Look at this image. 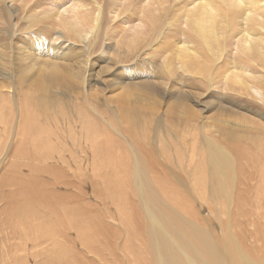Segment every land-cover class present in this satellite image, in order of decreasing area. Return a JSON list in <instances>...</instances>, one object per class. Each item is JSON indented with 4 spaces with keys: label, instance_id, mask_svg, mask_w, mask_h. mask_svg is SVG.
Wrapping results in <instances>:
<instances>
[{
    "label": "rangeland",
    "instance_id": "1",
    "mask_svg": "<svg viewBox=\"0 0 264 264\" xmlns=\"http://www.w3.org/2000/svg\"><path fill=\"white\" fill-rule=\"evenodd\" d=\"M11 1L12 0H3V1L0 0V4H1L0 5V11H1L0 12V18H1V20L3 19L2 21L0 20V25H1L0 26V34L2 35L3 38H6V39L10 38L11 39L12 37H15V36L26 37V36H29L30 34H32L31 32L34 33L35 30H37V31H35V33L37 32L36 36L38 38H40L42 35H44V33H46V32L43 33L42 31H44V29H46V31H47V27H49L48 21L50 23V27L54 26L55 22L52 21L53 19L51 20V18L43 17V16H42L43 17L42 18L41 15L40 16L38 15V12L41 11V6L39 7L40 9L37 7L35 9L32 8L33 10H31V7L35 3L36 0H20V1L19 0L18 1L13 0L12 2H14V3H12ZM23 1L24 2L27 1L28 3L27 2L24 3ZM75 1H77V0H75ZM82 1L86 5H88L89 7L91 5L90 8H88V6H87L88 11L91 12L88 14V15L91 14L90 17H92L94 14L97 13L98 8L102 9V11H100V14H99L101 16V17H99L100 30H99V26H98V31L93 36L94 40H93V43L90 47L91 49H89L91 58L92 57L93 58L112 57L114 59V61L116 59L118 61V64L121 66L129 67L132 69L135 68L138 73L147 74V75L151 76L150 77L151 80L158 81L157 83L156 82L154 83L156 86H158V84H160V86L163 87L164 89H166L168 87L167 91H169V93L174 91L173 86H176L177 88L178 87H181V88L184 87L186 90L185 91L186 94L190 92L189 90L192 89L191 87L193 85V82L192 83L189 82L188 79L191 78L190 80L192 81L191 73L182 72V69L178 63V58H177V56H175V52H174L176 42L181 43L182 40L183 39L186 40L187 37H188L187 40L190 39V32H188L189 29H187L186 18L184 16L185 13L184 12L178 13V11L179 12L183 11L184 7L181 4H184V0H171V1L170 0H154V1L153 0H146V1L144 0V2L142 0H139V1L138 0H136V1L135 0H133V1L132 0L131 1L130 0H124V1H122V0H112V1L111 0L110 1L104 0L102 2H101V0L100 1L94 0V2L92 1L93 3L90 2L91 0L90 1L89 0H82ZM82 1L79 0V2H82ZM85 1H87V2H85ZM129 1L131 2V4L129 3ZM147 1L150 4V6L147 3ZM10 2H11V4H10ZM64 2H66V4H65V6H66V5H69L71 0H64ZM96 2L97 3L100 2V4L98 3L97 7L95 9ZM178 2H179V4H178ZM16 3L21 4V5H16ZM89 3H90V5H89ZM108 3H109V5H107ZM112 3L114 6L110 5ZM114 3H116V5L117 4H121V5L115 6ZM145 3L147 6L144 5ZM166 3H168V4H166ZM23 4H25V5H23ZM133 4L138 5V6L128 8V5L132 6ZM259 4L264 5L262 0L259 2ZM98 5H99V7H98ZM92 6H94V7H92ZM109 6L113 7L112 10H111V8H108ZM119 6H120V8H119ZM143 6H144V8L146 6V8L145 9L142 8ZM176 6H177V8L174 9V7H176ZM1 7L5 11L1 10ZM124 7H127V8L125 9ZM138 7H139V9H137ZM19 8L21 10L23 8H24V10L25 9L26 10L21 11ZM115 8H117L119 10H117ZM107 9H109V10H107ZM122 9L126 13L122 12L121 11ZM129 9L131 11H129ZM36 10H39V11H36ZM133 10H134V12H133ZM3 11H4V15L7 14V15H5V17H4V15L3 16L1 15V14H3ZM117 11H119V13ZM172 11H173V13H172ZM261 11L263 13L264 9H261ZM106 12H108V13H106ZM116 12L118 14H120L119 15L120 17L118 16L119 18L117 17ZM139 12H141V13L144 12V13L141 14ZM31 13L33 15V17H31V18L34 21V23L36 20L35 24H33V21L32 22L30 21L31 18H29V16H31ZM110 13H112V14L110 15ZM136 13H138V14H136ZM148 13H149V15H151V13H152L153 14L152 17L149 16ZM156 13H157V15H156ZM182 13H184L182 15L183 17L180 16V14H182ZM8 14H9V17H8ZM15 14H16V16H15ZM17 14H18V16H17ZM160 14H161V16L163 15V17L159 16ZM240 14H243V13L240 12ZM240 14L239 15L233 14L231 16L230 19H232V21H233V22H231V26H229L230 24L228 22H226V20L224 19L225 23L226 24L228 23L227 25L230 28L232 27V29L234 27V25L232 26V23L233 24L237 23L238 25H240L241 23L243 24L244 23V21H243L244 15L240 16ZM10 15H11V17H10ZM35 15L39 16V17L37 18ZM109 16L113 17V18L109 19ZM141 16H143L141 18L142 20L138 19ZM235 16H237L236 20H235ZM93 17H95V15ZM145 17H147V18H145ZM239 17H241L242 20ZM143 18H145V19L143 20ZM174 18H175V20H174ZM40 19H42L44 21H42ZM111 19H113V20H111ZM155 19L157 20V22L159 19L160 20L157 23ZM237 19L238 20L240 19V21L235 22V21H237ZM50 21H52V23ZM130 21L132 22V24ZM152 21H155L156 23L152 22ZM169 21L171 23L173 21L174 24L173 23L172 24L174 26L171 27V24L169 26L168 25ZM53 22H54V24H53ZM89 22L86 24L84 31H83V29L78 27L82 31L81 32L82 35L87 33L86 28H88V26L91 25V22L90 23ZM133 22H134V24H133ZM142 22H144V24ZM37 23H39L40 26L37 25ZM46 23H47V25H46ZM136 23H138V24L141 23L142 25L145 26V27L144 26L143 27L146 29H147L148 25L151 28L148 27V31H149L148 34L150 35V38H149V35L148 36L144 35V34H147V31H145V33L143 34L144 36L142 35V38H140V39H143V38H145V39L148 38V39L144 40L145 42H143V40L139 39V41L136 43V45L133 46V48H135L138 45L134 50V49H132L131 45L127 42L125 43V41H128V38L130 37L129 36L130 33H128V32H130L128 30L129 27L134 28L136 26ZM175 23L177 24V26H175L176 25ZM180 23L181 24L183 23V25H180ZM151 24H152V26H151ZM153 25H154V28H156V31L154 30V28H152ZM160 25H163L164 27H162ZM227 25H226V30L228 29ZM17 27L19 29L21 27H24V28H21L22 30L21 29L19 30ZM173 27H176L179 29L175 30V28H173ZM259 27H260V25H255V28H257L259 30L261 29L262 31H264L263 30L264 27H263V29L261 27L260 28ZM82 28H84V27H82ZM124 28H126V29H124ZM162 28H164V29L162 30ZM13 29L14 30L16 29V30L14 31ZM24 29H25V31H24ZM26 29H27V31H26ZM53 29L48 28L49 31H51ZM151 29H153L154 31ZM166 29L167 30L172 29L174 32H172V34H171L170 31H172V30L167 31ZM232 29H228L229 31L228 30L227 31L231 34L230 31ZM5 30L7 32H2ZM8 30H9V33H8ZM17 30H19V31H17ZM158 30L160 31V33ZM11 32L12 33L14 32V33L12 34ZM24 32H26V33H24ZM114 32H116L118 34H116ZM228 32L225 33V35L227 34L226 40L230 39V41L229 40L228 41H229V43L231 42V45H232L233 44L232 40H234V38L232 39L231 36L229 37L230 34H228ZM17 33H19L20 35ZM154 33L155 34L157 33V34L155 35ZM169 33H170V35H169ZM40 34H42V35H40ZM50 34H51V32L46 33L45 35H50ZM115 34L117 36L119 35L118 37H120V38L118 39V37H116ZM3 35H5V36H3ZM160 35H162V36H160ZM163 35L164 36L166 35L167 38L164 37ZM185 35H187V37ZM6 36H8L9 38H7ZM114 36H115V38H114ZM120 39H122L123 41ZM168 39L170 42L174 41V43L173 42L169 43ZM76 41H78L77 38H76ZM163 41H164V44H163ZM228 41L224 40L223 41L224 45H223L221 43L222 41L220 40L219 41L220 42L219 47H217V49L219 51H222V48H223V53H221L222 60H219V62L217 61V64H218L217 66L222 67V68H223V65H225L224 57L226 55L228 56V54H230L229 55L230 58L233 57L234 55L241 56L240 54L237 55V53H235L236 51H234V48H235L234 45H232L233 48L229 47L230 45L229 46L227 45V44H229V43H227ZM225 42H226V44H225ZM167 44L168 45L171 44L170 46H168L169 48L167 47ZM107 46H109V48H107ZM125 46H126V48H125ZM221 46H222V48H220ZM127 47H128V49H127ZM227 47H229V48H227ZM130 48L134 52L129 51V50H131ZM124 50H126V51H124ZM127 51L129 52V54H130V52L132 54L129 55ZM230 51L231 52L234 51V52L231 53ZM124 53H126V54H124ZM175 59H176V61H174ZM228 59H229V57H228ZM150 61H151V63H150ZM170 61H172V62H170ZM163 62H165V63H163ZM174 62H176L177 64ZM257 63H260V61L258 60V62H256V64ZM167 64H168V67H170V71H168L169 68L167 66H165ZM161 68L163 69V71H165L164 72L165 75L162 74ZM166 68H168V70H166ZM222 68L220 70H218L217 73L215 72L213 75V78H211V82L213 81L212 86L210 88L211 90L216 91V89H223L224 88L223 85L221 84V81H220L221 77H219V75H218L221 73ZM167 71H168V73H167ZM177 71H178V73H177ZM173 72L176 75H178L180 73V75L175 77L176 75L173 74ZM160 73L164 76L163 78H162ZM166 73H167V75H166ZM184 73H186V74H184ZM171 74H173V75H171ZM173 76L175 78H173ZM180 76L182 78H180ZM155 77H157V78H155ZM168 77L175 84L172 87H171V85H169L170 86L169 87L166 84L168 82L167 80H170ZM164 80H166V82ZM160 81H161V83H160ZM104 82H106V83H104L105 87L101 90L99 89V90L94 91V93H93L94 95H90V97H88V98L86 97L87 99H85V95L87 93H90V92H87L88 89L84 88V90H80L81 93L79 94L80 95L79 97L81 98V96H82V98H83V101H81L82 103L79 102V100L77 98L78 94L77 95L74 94L73 91L68 92V96L63 97L67 101L69 100L66 103L67 107L65 108L64 111H61L62 101L61 100H60V102L57 101V102H59V107H58V111L60 112V113L58 112L59 115H58V113H56V115L53 116L48 111H44L46 109H44L43 107H41V106L37 107V115L40 112V114H39V120L40 121L39 122L42 123L43 126L44 125L47 126L49 124L48 125L49 127L44 126L45 128L48 129L52 126L51 128L55 129L56 126H58V125L62 126L63 125L62 127L64 130V133L62 135V137H63L62 140L51 139L52 143L55 146V149L58 152L57 155H52L54 158H60V156L63 155V149L64 148H62V147L64 145H66L70 148L71 146H73L72 143L74 144V146H77L78 143H80V142L83 143L82 140L78 142L77 140L68 138L69 135L67 134V132L64 128V125L67 126L66 123L69 120L77 119L79 121L78 125H80L81 123L86 125V127L83 130H81L80 132L78 131V128H80V126L75 127V129H77V133H79L78 134L79 136H81V137L84 136L83 131H84V133L86 132L87 134L91 133V136L94 138V139L92 138L91 144H93L95 146V149L93 151H90V150L88 151L89 156H86L84 152L83 153L78 152V154H80L81 157L79 155L74 156V157L78 158L83 163L82 169H78V171L76 170V172L72 173L71 170H68L67 168L65 169V171H60L61 166L65 167L64 163L65 164L69 163L70 168L71 167L75 168V164L72 161V157H68V156L66 157V154L64 155V157L66 158V160L64 162L61 160L57 164L54 161L57 164L56 168H58L59 170L50 171L52 169L51 167H53L52 166L53 164H51L50 161H48V164H46V165L50 168H47V170L43 169V172H40V173H38V175H36L38 177H36V176L31 177V174L28 175V171H25V170L21 171L19 168V164L14 165L15 161L19 160L21 158V157L20 158L17 157L18 151H17V148H15L16 137L14 139V136H13V134H14L13 128H16L17 125H14L12 123L9 126L8 123H5V122L0 123V124H2V125H0V132H2V129H6L5 135H3V133L0 135V138L2 137L0 139V148H1V150H0V241H1L0 242V264H11L12 263L11 261L13 260L15 253L16 254L21 253L22 255H20V256H22V257H20V259H18L19 257L15 258V261H13L15 263H12V264H20V263L23 264L24 263L23 261L25 258H26L25 260H27L26 262L28 264H37V263L38 264H45V262H43V257H42L44 255L43 254L41 255L40 252L38 253L37 251H35L33 253V256H31V257L28 255L29 252H32L33 250L39 249L36 246L38 244L37 242L36 243H34V242L28 243L29 249H27L25 251L20 249V248H19L20 250L18 249L17 251H15L13 249V248H15L16 245H18L21 242V239L19 238L20 235L23 238L27 239V237L24 236V234L22 235V234L18 233L21 223L24 225V220H25L26 216H27V218H29V221H31V222L32 221L37 222V224H38V222L43 223V224H41L43 227L41 229V232H44V233L46 231L47 232H50V231L54 232V230H55L56 235L54 237L57 238L59 236L57 239L60 240L61 241L60 244L61 243L62 244L60 246L59 245L58 246L62 247V251L64 252L63 255L64 254L66 255V256L65 255L64 256H65V259H67V260H63V262H59L57 264H139L138 260L142 261V262H140V264H145V262L147 261L145 256H148V253L152 252L150 250V249H152V245L149 242H150V238L153 234L158 233V231H159L165 235H168L169 237L172 236L171 238L176 240L182 234L180 231L183 228H185V229L188 228V230H191L192 228H196V227H197V229H200L202 232H204L206 230L204 232V234H206L209 238H212L211 240L213 242H215V243H217V241L220 242V244L219 243H217V244L221 250H224L223 252H225V250H227V247H229L228 250L230 252L232 249H234V250H232L234 255H236L238 252H240V250L243 251L242 249L246 250V248H247V250L250 248L251 250L249 249L248 251L251 252L253 255H259V254L263 253L264 252V231H263L264 230V185H262V184L259 185V188L257 190H255L254 193L252 192L253 191V188H252L251 189L252 194L249 195V197H246V196L241 197V195H240L241 192H240V194L238 193L239 192L238 190H242L244 188L243 185L241 184V182H243L244 178H245L244 172H243L244 168L242 169V167L245 166V163H246L245 162L246 159L244 158V156L236 155V152H235V156H236L235 158L237 159V162L239 165L238 166L239 171L237 172V179H238L237 181L238 182L236 181L237 182L236 186H237L238 190H235V189L233 190L234 192H232V193H234V194H232L233 195L232 197H230V198L226 197L228 195V192L231 190L230 185L227 183V184H225V186L227 185L226 186L227 188L225 187L226 188L225 193L220 192L218 195V198H214V199L208 198L205 200L198 199L197 197H195L194 193L190 190L191 186L189 184L190 180L188 178L190 167H189L188 161L186 160L187 159L186 152H188V149H186V147H185V144H188V139H189L188 136L190 134L189 129L192 126L193 122H192V118L190 117V114L185 113L184 109L181 107L183 105L178 106L175 109L174 105L172 104V98H169L166 101V99H164L162 97L160 98L159 96H156V97H159V98H156V97L151 96V94L148 91L137 90L135 92L124 93L122 86L118 87L119 85H116L115 82H113V76L107 77L106 80H104ZM189 83H191V86L189 85ZM73 88H75V87H73ZM198 89L202 90V88L200 86H198ZM227 90L229 92L235 93V91H231L229 89H227ZM124 94L128 95V101H124V98H123ZM247 96L249 97V95H247V93L242 95V97H244V99H247V102L249 100L248 103H250L255 109H258V110H261L262 112H264V106L261 105L259 100H256V99L250 98V97L248 98ZM60 98L62 99V95H60ZM153 98L156 99V102H157L156 105H154L153 101H151V99H153ZM85 100H88V101L90 100L89 103L93 107V110L88 107L87 101H85ZM130 101L134 106L130 105V103H129ZM125 102H127L128 104H125ZM188 102L191 103L190 101H188ZM203 102H204V104H202V105L204 107L206 105H209L211 103V100H205ZM94 110H96L98 112L99 116L94 113ZM214 111L215 110L212 109V110L204 113L203 116L206 117L205 121H207L208 123L213 122V123H217V125H221L217 122V118H222V117H217V116L214 117L213 116ZM218 114H219V112H218ZM132 115H134V116L132 117ZM135 116H136V118H135ZM130 117H132V118H130ZM200 117H202V116L200 115ZM57 120L58 121L60 120V121L58 122ZM229 120H236L235 122H238V123L240 122L239 121L240 119L235 115H230ZM47 121L50 123H48ZM64 121H66V122H64ZM104 121H108V123L111 124V126L114 125L113 127H114L115 131L112 132V130L109 129V127H106V123ZM36 122H38V121H36ZM30 123L31 122H28V125ZM201 124H202V121L199 120V125H201ZM21 125H23V124H21ZM244 125L249 126L248 123H244ZM10 127H11V130H10ZM70 127H71V125H70ZM51 130H53V129H51ZM219 131H220V128H219ZM232 131L234 132V134H232V135L240 136V139H241L240 143L247 142L246 139H248V138H249V140H250V138L252 139L251 142L254 141L252 143L253 145L255 144L254 148L258 147L261 149L259 151V155L261 158L260 160L262 162L261 164L263 165V160H264V133L261 134V132H259L257 130L246 129V128H242V127L237 128V129L234 128V130H232ZM117 132H119L120 135L122 134V136L117 134ZM12 139H13V141H12ZM133 139H135V140H133ZM102 140L105 141L107 144H109L107 148H105V146L107 144H104V146H101V145H103ZM223 140L224 139H222V142H223ZM84 142H85V140H84ZM118 142H120V143H118ZM25 143L28 144V145L26 144V147H28L32 143L31 139L27 137ZM88 143H89V141H88ZM98 143L101 145L96 150V145ZM128 144H131V145H128ZM113 145L116 147V150L113 149L114 148V147H112ZM132 148H134L136 154L139 155V158H141L144 161V164L145 165L147 164V169L145 171V175L147 177H143L141 179V181L139 180V183H136V180L134 178V172H132L133 169L131 167L132 166L131 163H132L133 157L131 155V151L128 150V149H132ZM251 148H252V146H251ZM251 148L249 149V147H248V152L251 153V158L254 159V156H253L254 153L252 152L254 150H252ZM16 151H17V153H16ZM114 151L115 152L120 151V152L118 154L117 152L114 153ZM11 152L13 154H11ZM255 153H257V152H255ZM84 156L86 158H82ZM68 159H69V161H67ZM118 160L120 161L119 163H118ZM185 160H186V165H185ZM85 162H87L89 165H92V168L91 167H89L88 169L84 168ZM237 162H235V163L237 164ZM16 163H17V161H16ZM96 165H97V167H95ZM124 167L126 170H124ZM245 167H246V169H248V166H245ZM16 169L18 170V172ZM23 173H25L26 175ZM49 173H50V175H49ZM55 174H57V175H55ZM255 175H256V177H255ZM258 175L259 174H253L255 184L257 182L256 180H257ZM20 176L23 177L26 180V182H28V185L25 181H23V179H20L21 178ZM16 178H17V180H16ZM29 179H31V180H29ZM226 179H227V177H226ZM35 181L37 184L35 183ZM239 182H240V184H239ZM33 183H35L38 187L35 184L33 185ZM16 186H18V187H16ZM34 186H36V188ZM37 188H39L40 190H38ZM46 188H47V190H46ZM10 189H13V191ZM190 192L192 194H190ZM237 193H238V195H237ZM53 194L57 195V197L59 198L57 201H55L56 199L54 198ZM78 194H80V195H78ZM224 194H225V196H224ZM239 195L241 198L238 197ZM31 197H34L35 199H33V198L31 199ZM60 198H61V200H60ZM29 199H31V200L29 201ZM63 199H65V200H63ZM33 200H34V202H33ZM35 200H36V202H38L40 204L42 203L41 206L38 203H35ZM52 200H54L56 202V204L58 202V206L54 207ZM210 200L213 202H211ZM49 201H50V204H49ZM61 201L63 203H61ZM51 203L53 204V206ZM59 203H60V205H59ZM64 203H65V206H64ZM214 203L217 205H215ZM25 204H31V207H32V208L29 207L28 212L26 209V213L22 212V208L25 206ZM38 205L40 206V208L38 207ZM44 205L48 208H45ZM61 205H62V207H61ZM158 208H159V210H158ZM194 209H196V210H194ZM213 209H215V210H213ZM60 210H62V211H60ZM63 211H65L66 213ZM61 212L64 213V214H62L64 217L61 216ZM215 213H217V214H215ZM168 214H169V216H168ZM175 219H178L177 223H176ZM193 219H194V221H193ZM13 220H14V222H13ZM63 221H66V223H64ZM61 222H63V223L61 224ZM69 222L72 225H70ZM150 222H151V224H150ZM14 223H16L17 225ZM179 223H181V224L184 223V225H181ZM37 224H35V226ZM154 224H158L160 227L158 228V225H154ZM46 225H47V227H46ZM62 225H64L66 227L67 231L64 229L65 228L64 226H63L64 228H62ZM183 226H185V227H183ZM75 227L77 228V230ZM87 227H88V229H87ZM150 228H152V230ZM177 228H179V229H177ZM155 229H157L158 231L156 230L157 232H154ZM57 230H58V233H57ZM165 230H167L168 232ZM61 232H62V235H61ZM169 232L172 235L167 234ZM220 232H222V233H220ZM87 235H89V236H87ZM14 237H16L15 238L16 240L14 239ZM51 237H53V236H51ZM7 238H9V239H7ZM230 238H232V240ZM144 240H146L147 243ZM233 242H234V244L232 245ZM258 243H259V245H258ZM148 245H151V246H148ZM248 245H249V247H248ZM146 246H147V248H146ZM113 248H114V250H113ZM22 251L26 252V254L22 253ZM189 251H191L192 255H194V251L191 249V250H188V252H187L189 257L192 258L193 256H191V253ZM229 251H226V252H229ZM11 252H13V253L11 254ZM48 254H50L48 256V258H49L48 264H56V261L52 260V258L54 255H56L58 257L59 252H56L55 250L50 249L48 251ZM105 254H107V255H105ZM118 254H121V255H118ZM67 256L69 258H66ZM94 258L97 260H95ZM21 259H23V260H21ZM17 260L20 262H17Z\"/></svg>",
    "mask_w": 264,
    "mask_h": 264
},
{
    "label": "bare ground",
    "instance_id": "2",
    "mask_svg": "<svg viewBox=\"0 0 264 264\" xmlns=\"http://www.w3.org/2000/svg\"><path fill=\"white\" fill-rule=\"evenodd\" d=\"M1 1H3V0H1ZM16 1H18V0H16ZM92 1L94 2V0H91L90 2H92ZM102 1H104V0H101V2ZM122 1H124V0H122ZM130 1H129V3L131 4ZM142 1L144 2V0H142ZM260 1L259 0H184V4H181L184 7L183 11H180V12L178 11V13H181V12L185 13V14L184 13L180 14V16L183 17L182 15L184 14V16L186 18V26H187V29L190 30V31L188 30V32H190V39L187 40L188 37H187V35H185L187 37L186 40L183 39L181 43L176 42L174 52H175V56H177V58H178V63L182 69V72L191 73V76H192V81L190 80L191 78H189V79L187 78L189 80V82H191V83L193 82V85L191 87L192 89L189 90L191 93L189 92L186 94L185 88L184 87H182V88L178 87L177 88L176 86H173L175 84H174V82L171 81V79L169 77L168 78L170 80H167L168 82L166 84L168 86L171 85V87L173 86L174 91L173 92L170 91L171 93H169V91H167L168 87L167 88L165 87L166 89H164L163 87L160 86V84H158V86H156L154 83L155 82L157 83L158 81L151 80V78H150L151 76H149L147 74L138 73L135 68L132 69L129 67L121 66L118 64V61L116 59L114 61V59L112 57H105V58H93L92 57L91 58L89 49H91L90 47H91L93 40H94L93 36L98 31L99 17H101L99 14H100V11H102L101 8H100L101 10L98 8L97 13L94 14L95 17H93L94 16L93 14H92L93 16L90 17L91 14L90 15H88V14L91 12L88 11V9H87L88 5H86L83 1H82L83 2L82 3V2H79V0H77V1L71 0L69 5L65 6L66 2H64V0H36L35 3L32 5V7L30 6L31 10H33L37 7L39 8L41 6V11L38 12V15L39 16L41 15V17L42 16L43 17H49V18H51V20L53 19L52 21L55 22V24L53 22L55 27L54 26L50 27V23L47 20L49 27H47V31H46V29H44V31H42L43 33L44 32H46V33L51 32L50 35H45L46 33H44V35L40 34L42 36L40 38H38L36 36L37 32L35 33V31H37V30H35L34 33L30 31L32 34H30L29 36H26V37L15 36V37H12L10 39L8 36H6L7 38L10 39L9 40V39L3 38L2 35L0 34V123L5 122V123H8L9 126L12 123L14 125H17L16 128H13V131H14L13 136H14V139L16 137L15 148H17V151H18L17 157H19V158L21 157V158L19 160H16L17 163L15 161L14 165L19 164L20 170L21 171L22 170L28 171V175L31 174V177H32V176L38 175V173H40V172H43V169L47 170V168H50L46 165V164H48V161H50V163L53 164L52 166L54 167V168L51 167L52 169L50 171L59 170L58 168H56L57 164L61 160L63 162L66 160V158L64 157V155L66 154V157L67 156L72 157V161L75 164V168H72V167L70 168L69 163H66V164L64 163L65 167L61 166L60 171H65V169L67 168L68 170H71V172L73 173V172H76V170L78 171V169H82L83 163L78 158H76L74 156L79 155L81 157V155L78 154V152H80V153L84 152L86 156H89L88 151L89 150L93 151L95 149V146L93 144H91L92 138H93L91 136V133L87 134L86 132L84 133V131H83L84 136L81 137L78 135L79 133H77V129H75L76 126H80V128H78V131L80 132L81 130H83L86 127V125H84L82 123L80 125H78L79 121L77 119L69 120L70 122L67 120L68 121L66 123L67 126L64 125V128H65L67 134L69 135L68 138L77 140L78 142L82 140L83 143L80 142V143H78L77 146H74V144L72 143L73 146H71L70 148L68 146L64 145L62 147V148H64L63 149V155L60 156V158H54L52 155H57L58 152L55 149V146L52 143L51 139L62 140V138H63L62 135L64 133V130L62 127L63 125L62 126L58 125V126H56L55 129L51 128L52 126L50 125L51 126L50 128L53 130H51L50 128H48V129L45 128L44 126H46V125L43 126V124L39 122L40 121L39 120L40 112L37 115V107L41 106L44 109H46L44 111H48L50 114L55 116L56 113L59 112L58 107H59L60 100L62 101L61 111H64L65 108L67 107L66 103L69 100L67 101L63 97L68 96V92L73 91L74 94H76V95L78 94L77 98H78L79 102H81V101H83V98H82V96H81V98L79 97L80 96L79 94L81 93L80 90H84V88L88 89L87 92H90V93H87L85 95V99H87L88 97H90V95H94L93 94L94 91L99 90V89L101 90L105 87L104 83H106V82H104V80H106L107 77L113 76V82H115L116 85H119L118 87L122 86L124 93L135 92L137 90H141V91H148L151 94V96H153V97H156V96H159L160 98L162 97V98L166 99V101H167V99L172 98V104L174 105L175 109L178 106L183 105L181 107L184 109L185 113L190 114V117L192 118L193 123L191 122L192 126L189 129L190 134L188 136L189 137L188 144H185V147H186V149H188V152H186V154H187L186 160L188 161L189 167H190L188 178L190 180L189 184H190L191 188L190 187L189 188L194 193L195 197H197L200 200H205L208 198L209 199L218 198V195L220 192L225 193V189L227 188L226 187L227 185L225 186V184H227V183L230 185L231 190L229 191L230 193L228 192V195L226 197L230 198L233 196L232 195V194H234V193H232V192H234L233 190L234 189L238 190L236 184L238 182L237 181L238 180L237 179V172L239 171V167H238L239 165H238L237 159L235 158L236 157L235 152H236V155L244 156V158L246 159L245 166H248V169H246L245 166L242 167V169L244 168L243 172H244L245 178H244V181L241 182V184L243 185L244 188L242 190H238L239 191L238 193L240 194V192H241V194H240L241 197L242 196L243 197L244 196L249 197V195L252 194L251 193L252 188H253L252 192L254 193V191L259 188V185H261V184L264 185V173H263L264 172V160H263V165H262L261 164L262 162L260 160L261 158L259 155V151L261 149L258 147L254 148L255 144L254 145L252 144L254 141L251 142L252 141L251 138H250V140H249V138L246 139L247 142L240 143V141H241L240 136L232 135V134H234V132L232 130H234V128L237 129V128L242 127V128H246V129L257 130V131L261 132V134L264 133V112H262L261 110L255 109L250 103H248L249 100L247 102V99H244V97H242L243 94L247 93V95H249L250 98H254L256 100H259L261 105L264 106V31H262L261 29L259 30V29L255 28V25H260V27L262 29L264 27V20H263L264 19V14H263L264 12L262 13V11H261V9H264V5H260L259 4ZM262 1L264 4V0H262ZM11 2H10V4H11ZM26 2H24V3H26ZM85 2H87V1H85ZM12 3H14V2H12ZM98 3L100 4V2H98ZM98 3L96 2L95 9H96ZM109 3L107 5H109ZM147 3H148V1H147ZM114 4H115V6L121 5V4L116 5V3H114ZM166 4H168V3H166ZM178 4H179V2H178ZM16 5H21V4L16 3ZM23 5H25V4H23ZM89 5H90V3H89ZM110 5L112 6L113 3ZM133 5L132 6L128 5V8L129 7L130 8L136 7L139 4L134 5V6ZM144 5H146V3ZM111 6H109L108 8H111V10H112L113 7H111ZM146 6H145V8H146ZM149 6H150V4H149ZM90 7H91V5H90ZM90 7L88 6V8H90ZM92 7H94V6H92ZM98 7H99V5H98ZM139 7L137 9H139ZM119 8H120V6H119ZM124 8L126 9L127 7H124ZM142 8H144V6ZM175 8H177V6L174 7V9ZM115 9H117V8H115ZM123 9L121 11L125 12L126 10L124 9L125 11H123ZM1 10H4V9H2V7H1ZM23 10H24V8L21 11H23ZM107 10H109V9H107ZM117 10H119V9H117ZM4 11H3V14H1L2 16L4 15ZM36 11H39V10H36ZM129 11H131V10L129 9ZM239 11L242 12L243 14H240ZM117 12L119 13V11H117ZM133 12H134V10H133ZM106 13H108V12H106ZM118 13L116 14L117 17L120 15ZM139 13H141V12H139ZM142 13H144V12H142ZM172 13H173V11H172ZM111 14L112 13H110V15ZM136 14H138V13H136ZM233 14H237V15L240 14V16L244 15L243 16L244 17V20H243L244 23L243 24L241 23L240 25H238L237 23L236 24L232 23V26L234 25V27L232 29V27L230 28L229 26H231V22H233L232 19H230ZM5 15H7V14H5ZM5 15H4V17H5ZM148 15H149V13H148ZM152 15L153 14L151 13V15H149V16L152 17ZM156 15H157V13H156ZM15 16H16V14H15ZM17 16H18V14H17ZM39 16H36V17L38 18ZM159 16H161V14ZM8 17H9V14H8ZM10 17H11V15H10ZM31 17H33L32 13H31V16H29V18H31ZM142 17L143 16H141L138 19L142 20L141 19ZM161 17H163V15ZM110 18H113V17L109 16V19ZM145 18H147V17H145ZM145 18H143V20ZM236 18H237V16H235V20H236ZM239 18L241 19V17H239ZM224 19L226 20V22H228L230 24L229 26L227 25L228 23L227 24L225 23ZM240 19L239 20L237 19V21H235V22L240 21ZM0 20H1V18H0ZM40 20H42V19H40ZM111 20H113V19H111ZM159 20H158V22H159ZM174 20H175V18H174ZM30 21L31 22L33 21L32 18L30 19ZM42 21H44V20H42ZM52 21H50V22L52 23ZM89 21L91 22V25L89 24L90 26H88V28H86L87 33L82 35V33H81L82 31L79 28L83 29V31H84L85 26ZM152 22H155V21H152ZM156 22H157V20H156ZM35 23H36V20H35ZM35 23L33 21V24H35ZM142 23L144 24V22H142ZM172 23H173V21H172ZM172 23L169 21L168 25L170 26V24H171V27L174 26L173 25L174 23L173 24ZM183 23L182 24L180 23V25H183ZM131 24H132V22H131ZM133 24H134V22H133ZM152 24H151V26H152ZM37 25H39V23H37ZM46 25H47V23H46ZM226 25H227L228 29H232L230 31L231 34L228 32L229 31L228 29H227L228 31L226 30ZM143 26L144 25H142L141 23H139V24L136 23V26L134 28L129 27L128 30L130 32L127 31L128 33H130V35H129L130 37L128 38V41H125V43L126 42L129 43L131 45L132 49H134V50L138 45L135 48H133V46H135L136 43L139 41V39L142 38V35L145 33V31H147V34H144V35H146V36L149 35L148 34L149 25H148L147 29L144 28L145 26L144 27ZM160 26L164 27L163 25H160ZM175 26H177V24ZM82 27H84V28H82ZM21 28H24V27H21ZM48 28L49 29L54 28V29L49 31ZM149 28H151V27H149ZM152 28H154V25ZM173 28H175V30L179 29L176 27H173ZM124 29H126V28H124ZM163 29L164 28H162V30ZM19 30H17V31H19ZM99 30H100V26H99ZM151 30H153V29H151ZM154 30L156 31V28H154ZM168 30L170 31L172 29H168ZM24 31H25V29H24ZM26 31H27V29H26ZM2 32H7V31L5 30ZM172 32H174V31L173 30L170 31L171 34H172ZM226 32H228V34H230L229 37L231 36L232 39L234 38V40H232L233 41L232 45L235 46L234 51H236L235 53H237V55L240 54L241 56L234 55L231 58L229 56L230 54H228V56L226 55L225 57L223 56L224 57V63H225V65H223V68H224L223 69L222 67L217 66L218 65L217 61L219 62V60H222L221 53H223V48L221 46L220 48H222V51H219L217 49V47H219V44H220L219 41L220 40L222 41L221 43L223 45H224V43H223L224 40L230 41V39L226 40L227 39V34L225 35ZM8 33H9V30H8ZM24 33H26V32H24ZM114 33H116V32H114ZM159 33H160V31H159ZM170 33H169V35H170ZM17 34H19V33H17ZM116 34H118V33H116ZM3 36H5V35H3ZM118 36L116 35V37H118ZM160 36H162V35H160ZM75 37L78 39V41H76ZM164 37H166V35ZM114 38H115V36H114ZM119 38L120 37H118V39ZM149 38H150V35H149ZM122 39H120V40H122ZM146 39H148V38H146ZM146 39L143 38L140 40H143V42H145L144 40H146ZM168 41H169V39H168ZM229 41L227 43H229ZM171 42L174 43V41H171ZM171 42L169 41V43H171ZM163 44H164V41H163ZM225 44H226V42H225ZM170 45L167 44V47ZM227 45L228 46L230 45L229 47L233 48V46L231 45V42ZM229 47H227V48H229ZM107 48H109V46H107ZM125 48H126V46H125ZM127 49H128V47H127ZM132 49L129 51H132ZM126 50H124V51H126ZM234 51H232V52H234ZM132 52H134V51H132ZM124 54H126V53H124ZM128 54H129V52H128ZM130 54H132V53L130 52ZM228 57H229V59H228ZM258 60L260 61V63L256 64V62H258ZM172 61H170V62H172ZM174 61H176V59ZM150 63H151V61H150ZM163 63H165V62H163ZM174 63H176V62H174ZM165 66L168 67V64ZM168 68H169V70H168ZM168 68H166V70L170 71V67H168ZM221 68H222V71L218 75H219V77H221L220 81H221V84L223 85L224 88L223 89H216V91L211 90L210 88H211L212 83H213V81L211 82V78H213L214 73L215 72L217 73V71L220 70ZM168 71H167V73H168ZM164 72L165 71H163V69H162L163 75H165ZM174 72H173V74L176 73V72L175 73ZM167 73H166V75H167ZM177 73H178V71H177ZM162 74H161V76L163 78L164 76ZM173 74H171V75H173ZM184 74H186V73H184ZM179 75H180V73L178 75H176L175 77H177ZM174 76H173V78H175ZM155 78H157V77H155ZM180 78H182V77L180 76ZM164 81L166 82V80H164ZM160 83H161V81H160ZM191 83H189L190 86H191ZM198 86H200L202 88V90L201 89L199 90ZM73 87H75V88H73ZM227 89H229L231 91H235V93L229 92ZM60 95H62V99L60 98ZM159 97H156V98H159ZM123 98H124V101H128V95L127 94H124ZM205 100H211V103L209 105H206L203 107L202 104H204L203 101H205ZM57 101H59V102H57ZM85 101H87L88 107L93 110V107L89 103L90 100L89 101L85 100ZM151 101H153L154 105L157 104L156 99L153 98V99H151ZM188 101H190L191 103H189ZM129 103H130V105L134 106L131 103V101ZM125 104H128V103L125 102ZM212 109L215 110L214 114H213L214 117L215 116L222 117V118H217V122L221 125H217V123H213V122L208 123L207 121H205L206 117L203 116L204 113H206L207 111H210ZM218 112H219V114H218ZM59 113H58V115H59ZM94 113L99 116V114L96 110H94ZM200 115L202 117H200ZM230 115L237 116L240 119L239 120L240 122L238 123V122H235L236 120H229ZM133 116L134 115H132V117ZM132 117H130V118H132ZM135 118H136V116H135ZM199 120L202 121L201 125H199ZM36 121H38V122H36ZM28 122H31V123L28 125ZM64 122H66V121H64ZM104 122L106 123V127H109V129H111L112 132L115 131V129L113 127L114 125L111 126V124H109L108 121H104ZM48 123H50V122H48ZM244 123H248L249 126L244 125ZM21 124H23V125H21ZM0 125H2V124H0ZM70 125H71V127H70ZM219 128H220V131H219ZM10 130H11V127H10ZM5 132H6V129H2V132H0V135L2 133H3V135H5ZM117 134L120 135L119 132H117ZM120 136H122V134ZM27 137L30 138L31 142H32L31 145L28 146L29 148L26 147L27 143H25ZM222 139H224L223 142H222ZM84 140H85V142H84ZM133 140H135V139H133ZM12 141H13V139H12ZM88 141H89V143H88ZM102 142H103V145H101L99 143L96 145V150L100 147V145L104 146V144H107L103 140H102ZM118 143H120V142H118ZM108 145L109 144H107L105 146V148H107ZM128 145H131V144H128ZM251 146H252V148H251ZM112 147H114L113 149L116 150V147L114 145ZM248 147H249V149L251 148L252 150H254L252 152L254 153L253 156H254L255 160L253 158H251V153L248 152ZM0 150H1V148H0ZM128 150L131 151V155L133 157L132 163H131L132 164L131 167L133 170L132 169L131 170H132V172H134V178L136 180V183H139V180L141 181V179L143 177H147L145 175V171L147 169V164L145 165L144 161L141 158H139V155L136 154L134 148L128 149ZM17 151H16V153H17ZM116 152L114 151V153H116ZM119 152H117V153L119 154ZM255 152H257V153H255ZM11 154H13V153L11 152ZM82 158H86V157L84 156ZM186 160H185V165H186ZM67 161H69V159ZM119 162L120 161L118 160V163ZM235 162H237V164ZM89 167L92 168V165H89L87 162H85L84 168L88 169ZM95 167H97V165ZM124 170H126L125 167H124ZM17 172H18V170H17ZM23 174H25V173H23ZM253 174H259L257 177V180H256L257 181L256 184L254 183L255 181H254ZM49 175H50V173H49ZM55 175H57V174H55ZM36 177H38V176H36ZM226 177H227V179H226ZM255 177H256V175H255ZM20 179H23V181L26 182V180L23 177H21ZM16 180H17V178H16ZM29 180H31V179H29ZM26 183L28 185V182H26ZM35 183H36V181H35ZM35 183H33V185ZM239 184H240V182H239ZM36 186H34V187L36 188ZM16 187H18V186H16ZM13 189H10V190L13 191ZM37 189L40 190L39 188H37ZM46 190H47V188H46ZM238 193H237V195H238ZM190 194H192V193L190 192ZM78 195H80V194H78ZM240 195L238 197H240ZM224 196H225V194H224ZM32 198L35 199L34 197H31V199ZM54 198L56 199L55 201H57L59 199L57 197V195H54ZM31 199H29V201ZM60 200H61V198H60ZM63 200H65V199H63ZM52 201H53L52 203L54 204V207L58 206V202L56 204V202L54 200H52ZM33 202H34V200H33ZM211 202H213V201H211ZM35 203H38V202H36V200H35ZM61 203H63V202L61 201ZM38 204L41 206L42 203L41 204L38 203ZM49 204H50V201H49ZM53 204H52V206H53ZM39 205H38V207L40 208ZM59 205H60V203H59ZM62 205H61V207H62ZM215 205H217V204H215ZM64 206H65V203H64ZM29 207H31V204H25V206L22 208V212L26 213V209L28 212ZM45 208H48V207L45 206ZM158 210H159V208H158ZM194 210H196V209H194ZM213 210H215V209H213ZM60 211H62V210H60ZM63 212H65V211H63ZM63 212H61V216H63L62 215V214H64ZM215 214H217V213H215ZM168 216H169V214H168ZM175 220L177 223L178 219H175ZM193 221H194V219H193ZM13 222H14V220H13ZM63 222L66 223V221H63ZM63 222H61V224ZM70 222H69V224H70ZM14 224H16V223H14ZM35 224H37V222L29 221V218H27V216H26V218L24 220V225L21 223L18 233L22 234V235L24 234V236H26L27 239L23 238L20 235L21 237L19 236V238L21 239V242L18 245H16L15 248H13V249L15 251H17L20 248V249L25 251V250L29 249L28 243H30V242L36 243L37 242L38 244L36 246L39 249H36V248H35L36 250L32 249L33 251L28 253V255L30 257L33 256V253L35 251H37L38 253L40 252L41 255L42 254L44 255V256H42L43 262H45V264H48L49 263L48 256L50 255V254H48V251L51 249V250H55L56 252H59L58 257L56 255H54L52 258V260L56 261V264L59 262H63V260H67V259H65L66 255L65 254H64L65 256L63 255L64 252L62 251V247H59L62 244V243L60 244L61 241L57 239L59 236L57 238L54 237L56 235L55 230H54V232H52V231L47 232L46 231L44 233V232H41V229L43 228L41 224H43V223L38 222V224L36 226H35ZM150 224H151V222H150ZM179 224H181V223H179ZM70 225H72V224H70ZM154 225H158V224H154ZM181 225H184V223ZM63 226L64 225H62V228L65 227V226L64 227ZM46 227H47V225H46ZM159 227L160 226L158 225V228ZM183 227H185V226H183ZM64 229L67 231L66 227ZM87 229H88V227H87ZM150 229L152 230V228H150ZM177 229H179V228H177ZM76 230H77V228H76ZM156 230L157 229H155L154 232L158 231V230L157 231ZM182 230L180 231L182 234L176 240L171 238L172 236L169 237L168 235H165L159 231H158V233H155L152 236L150 235L151 238H150L149 243H151V245H152V249H150L152 252H149L148 256H145L147 259L145 264H264V252L259 254V255H253L251 252L248 251L250 248L248 250L246 248V250L242 249L243 251L240 250V252H238L236 255H234L232 252V250H234V249H232L230 252L228 250L229 247H227V250H225V252H223L224 250H221L217 244V243L220 244V242H218L216 240L217 243H215L211 240L212 238H209L206 234H204V232L206 230L204 232H202L200 229H197V227L192 228L191 230H188V228L187 229L183 228ZM165 231H167V230H165ZM57 233H58V230H57ZM220 233H222V232H220ZM167 234H170V232ZM50 235L53 236L54 238L51 237ZM61 235H62V232H61ZM170 235H172V234H170ZM87 236H89V235H87ZM15 238L16 237H14V239ZM7 239H9V238H7ZM230 239L232 240V238H230ZM144 241H146V240H144ZM146 243H147V241H146ZM233 244H234V242L232 243V245ZM151 245H148V246H151ZM258 245H259V243H258ZM248 247H249V245H248ZM114 248H113V250H114ZM146 248H147V246H146ZM191 249L194 251V255H192L191 251H189V252L191 253V256H193L194 258L193 257L190 258L189 255L187 254L188 250H191ZM226 251H229V252H226ZM12 253L13 252H11V254ZM22 253L26 254V252H23V251H22ZM20 255H22V254L21 253L20 254L15 253L13 260L11 262L15 263V262H13V261H15V258L19 257L18 259H20V257H22ZM105 255H107V254H105ZM118 255H121V254H118ZM66 258H69V257L67 256ZM25 259L23 261L24 263L23 262L22 263L28 264L26 262L27 260H25ZM21 260H23V259H21ZM95 260H97V259H95ZM17 262H20V261L17 260ZM138 262L140 264V262H142V261L138 260Z\"/></svg>",
    "mask_w": 264,
    "mask_h": 264
}]
</instances>
